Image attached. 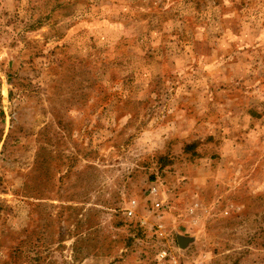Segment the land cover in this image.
<instances>
[{
	"label": "rangeland",
	"instance_id": "obj_1",
	"mask_svg": "<svg viewBox=\"0 0 264 264\" xmlns=\"http://www.w3.org/2000/svg\"><path fill=\"white\" fill-rule=\"evenodd\" d=\"M0 264H264V0H0Z\"/></svg>",
	"mask_w": 264,
	"mask_h": 264
}]
</instances>
